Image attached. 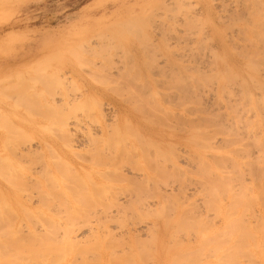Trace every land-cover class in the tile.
Masks as SVG:
<instances>
[{
  "label": "rangeland",
  "instance_id": "rangeland-1",
  "mask_svg": "<svg viewBox=\"0 0 264 264\" xmlns=\"http://www.w3.org/2000/svg\"><path fill=\"white\" fill-rule=\"evenodd\" d=\"M0 86V235L112 215L56 263L264 264V0H0Z\"/></svg>",
  "mask_w": 264,
  "mask_h": 264
},
{
  "label": "bare ground",
  "instance_id": "bare-ground-1",
  "mask_svg": "<svg viewBox=\"0 0 264 264\" xmlns=\"http://www.w3.org/2000/svg\"><path fill=\"white\" fill-rule=\"evenodd\" d=\"M30 70V69H29ZM27 72V71H26ZM22 73V72H21ZM19 74V73H18ZM21 75V74H20ZM16 76V75H15ZM21 77V76H20ZM20 80V79H19ZM33 80V79H32ZM10 81V80H9ZM17 81V80H16ZM26 81V80H25ZM34 81V80H33ZM32 81V82H33ZM7 82V81H6ZM26 83V82H25ZM34 83V82H33ZM12 84V83H11ZM24 84V83H23ZM1 87V86H0ZM11 88V87H10ZM1 91V90H0ZM3 92V91H2ZM11 94V93H10ZM2 95V94H1ZM8 95H9V93H8ZM11 98V100L14 98L13 96H10ZM13 97V98H12ZM9 98V97H8ZM16 98H17V96H16ZM115 112V111H114ZM117 112V111H116ZM4 113V112H3ZM122 113V112H121ZM118 114H119V112H118ZM117 114V115H118ZM115 116V115H114ZM119 116V115H118ZM121 116V115H120ZM115 118H117L116 116L114 117V119ZM123 118V117H122ZM113 119V120H114ZM120 119V118H119ZM118 120V119H117ZM116 120V122H118ZM123 120H125V118H123ZM115 121V120H114ZM120 122V121H119ZM122 122V121H121ZM120 122V123H121ZM153 122V121H152ZM119 123V124H120ZM123 123H125V122H123ZM159 123V122H158ZM158 123H156L155 125H156V127H157V124ZM118 124V125H119ZM143 124V123H142ZM150 124H151V122H150ZM154 123H152L151 125H153ZM161 125H162V123H160ZM159 124V125H160ZM261 123H258V122H256V123H250V125L248 126V127H251V128H255V127H258L259 128V125H260ZM117 124H115L114 123V125L113 126H115L116 128H118V125L116 126ZM123 125V124H122ZM121 124H120V127L122 126ZM152 127H155V126H152ZM151 127V128H152ZM160 127V126H159ZM172 127V126H171ZM162 128H164V127H161V129ZM141 129H142V127H141ZM149 129V128H148ZM166 129V128H165ZM171 129V128H170ZM150 130H152V131H154V132H156L157 131V128L155 129H150ZM174 130V129H173ZM172 130V131H173ZM183 130V129H182ZM104 131V130H103ZM159 131V130H158ZM163 131H165V130H163ZM171 131V132H172ZM160 132V131H159ZM180 132V131H179ZM183 132V131H182ZM165 133V132H164ZM173 133V132H172ZM171 133V134H172ZM176 133V132H175ZM139 134V133H138ZM156 134V133H155ZM162 134V133H161ZM160 134V135H161ZM165 134H167V133H165ZM247 134H250V133H247ZM253 134V133H252ZM260 134H262V136H264V131H262ZM158 135V134H157ZM168 135V134H167ZM138 136H140V134L138 135ZM168 136H170V135H168ZM175 136V135H174ZM228 136H230V135H228ZM248 136V135H247ZM251 136V135H250ZM253 136H256V134H253ZM119 136H117V138H118ZM123 137V136H122ZM149 137V136H148ZM156 137H159V139L161 138V137H163V136H156ZM166 137V136H165ZM171 137V136H170ZM119 138H121V137H119ZM118 138V139H119ZM123 139V138H122ZM121 139V140H122ZM165 139H167V138H165ZM148 140V139H147ZM150 140V139H149ZM152 141V140H151ZM162 141V140H161ZM160 140H158V142L160 143L161 142ZM162 142H165V141H162ZM161 142V143H162ZM160 143V144H161ZM236 149V148H235ZM236 151V150H235ZM141 158V157H140ZM115 160V159H114ZM116 161V160H115ZM84 163L85 162H90L89 160L87 161H83ZM117 162V161H116ZM106 162H104V163H102L103 165H101V167L103 166V167H107L108 169H106V170H104V172L106 173L107 172V170H109L108 172H107V174H109V172H110V166L111 167H114V166H116V164L115 165H113L114 163H112L111 164V162L109 161V165H107L106 166V164H105ZM130 163V162H129ZM138 164H141V163H138ZM90 165V164H89ZM99 165V163H98V165H97V167L98 166H100ZM105 165V166H104ZM45 166H47V165H45ZM79 168H80V170H81V167L80 166H78ZM84 167V166H83ZM103 167H102V169H103ZM138 167V166H137ZM43 168V167H42ZM46 168V167H45ZM112 169V168H111ZM130 169H134V167H132V168H130ZM137 169V168H136ZM143 169V168H142ZM142 169H139L141 172H143V174L145 173V170H143L142 171ZM177 169V167L175 168V170ZM178 169H179V167H178ZM42 170V169H41ZM44 170V169H43ZM45 170H48L47 168L45 169ZM50 170V169H49ZM84 170V169H83ZM82 170V171H83ZM132 170H130V172L132 171ZM180 170H181V168H180ZM180 170H176L177 172L178 171H180ZM79 171V170H78ZM88 171H90V169L88 170ZM95 171V170H94ZM103 171V170H102ZM73 172H75V170H73ZM84 172H85V170H84ZM129 172V171H128ZM75 173H77V170H76V172ZM86 173V174H85ZM84 174V176H85V180L87 179V173L88 172H85ZM97 173H100V174H98V176L100 175V177H102V178H105V176H106V174L104 173H102V172H97L96 171V175H97ZM117 174H115V175H118L119 174V177H117V176H115L114 178L112 177V178H110L111 180H113L114 182H118V184H119V182L120 181H126V183H127V185H128V183L129 182H131V183H129V184H133L134 182H132L133 180H131L132 178H130L128 175H126V174H122V173H118V172H116ZM133 173V172H132ZM33 174V173H32ZM217 174V173H216ZM219 174V173H218ZM217 174V175H218ZM74 175V174H73ZM76 175V176H75ZM74 176H75V178H73L75 181L77 180V177H78V173L77 174H75ZM83 174H81V176H82ZM95 175V174H94ZM93 175V176H94ZM145 175H149L148 173H146V174H144V177L142 178L141 176H138L139 178H140V180H139V182L142 180V179H144L145 178V180L144 181H150V180H153L154 178V176L152 177L151 176V178L152 179H150L149 177H150V175H149V179H146V176ZM73 176V177H74ZM81 176L79 175V177L80 178H78V179H81ZM98 176H96V178L98 177ZM99 177V178H100ZM116 177H117V179H116ZM137 177V176H136ZM175 177V176H174ZM101 178V179H102ZM221 178V177H220ZM73 179H72V181H73ZM82 179H83V176H82ZM138 179V178H137ZM156 179V178H155ZM84 180V179H83ZM88 180V179H87ZM103 180V179H102ZM131 180V181H130ZM157 181H161V180H158V179H156ZM71 181V182H72ZM73 182L74 184H76V185H78L79 183H81V181L80 180H77V182L78 183H76V182ZM80 181V182H79ZM128 181V182H127ZM135 181V180H134ZM143 181V182H144ZM155 181V180H154ZM226 181V180H225ZM83 182V184H85L86 185V182L84 183V181H82ZM142 182V181H141ZM228 182H230V181H228ZM124 183V182H123ZM225 183H227V182H224V184ZM231 183V182H230ZM95 184V183H94ZM120 184H121V182H120ZM135 184V183H134ZM80 185H82V184H79V186ZM221 186H222V184H220ZM227 185V184H226ZM230 185V184H229ZM37 186V185H36ZM215 186H216V184H215ZM33 187H34V185H33ZM126 187H128V186H126ZM223 187V186H222ZM227 187V186H226ZM37 188V187H36ZM32 189V188H31ZM37 189H39V188H37ZM72 189H74L73 187H72ZM227 189H228V187H227ZM75 190V189H74ZM229 191V190H228ZM41 192V191H40ZM77 192V191H76ZM80 192H82V190L80 191ZM37 193H39V192H37ZM75 194V196H76V193H73V195ZM252 194V193H251ZM261 194H263L264 195V193H261ZM42 195V194H41ZM80 195H82V194H80ZM86 195V193L85 194H83V196H85ZM230 195H232V194H230ZM253 195V194H252ZM259 195V194H258ZM257 195V196H258ZM263 195H261V197L259 198L260 200H261V202H263L264 201V199H263V201H262V198H264V196ZM260 196V195H259ZM231 197H233V195L231 196ZM256 197V196H255ZM248 199L249 198H251V197H247ZM246 198V199H247ZM257 198V197H256ZM233 200H234V198H232ZM236 199V198H235ZM258 199V200H259ZM250 201H248V202H252V200H253V198L252 199H249ZM257 200V199H256ZM260 200L258 201V202H260ZM6 201H8V200H6ZM253 202H255V201H253ZM115 204H117V203H115ZM119 206V205H118ZM117 206V207H118ZM103 211V210H102ZM110 212L109 210H104L103 211V213L105 214V212ZM117 211H118V208H117ZM220 211V210H219ZM98 212V211H97ZM221 212V211H220ZM96 213V212H95ZM107 214V213H106ZM109 214H112V213H108L107 215H109ZM3 215H4V213H3V211H2V208H1V204H0V218L1 219H3ZM98 215V214H97ZM79 216V215H78ZM83 216V217H82ZM82 216H80V217H82L81 219H80V217L78 218L77 217V215L76 216H73L74 217V219H70L69 220V222L67 223V224H65L64 225V227H65V233L63 232V236H62V238L64 239L63 241H61V244H60V242H58V245L56 244V243H54V242H52V241H48V238H43V237H41V235H42V233H38V232H34L33 234H29V232H28V234L27 235H23L24 236V238H22L23 236H21V237H19L18 236V232H16L15 231V229H14V231L13 230H9L8 232H7V234H4V235H0V247L1 248H5V247H7V245L8 244H16V243H18V241H19V243H20V241H22L24 244H28V241H29V239L30 240H36V244H30V245H32V246H37V245H39V244H41V246L39 247V248H34V247H30L29 248V246L27 247V249L26 250H23L22 249V251H18V249H15V251H12L11 252V254H9V253H6V254H4L1 250H0V264H29L28 262H30V264H33L32 263V256L34 255V260H35V263L36 264H44L45 262H49L50 264L52 263V264H57V263H59V261L61 260V259H64V258H66L68 255L70 256V254H73L75 251H77L78 252V250H80L81 251V253H80V251L78 252L79 254H80V256H78L76 253L74 254V257L76 256L77 258H78V261L81 259V258H83V254H85L84 252H88V253H86V255L85 256H87V254H88V256H87V258H89V253H92L93 254V251H94V248H91V249H93V251L91 252V249L88 247V249H87V247H86V245H85V243H84V245H85V247H84V249L86 250H84L83 249V247H82V245H80L81 244V241L80 242H76V240H73V236H72V238L70 237V235L73 233H75L73 230H75L74 228H81L80 230H82L83 228L85 229L86 228V230H84V231H89V232H91L90 234V236L92 237V238H94L95 237V239H94V242L93 243H95V244H93L92 242H91V237L88 239V234L85 236L88 240H90V242L93 244V245H98L99 243H101L103 246H105V245H107V247L108 248H112V245L114 246V244H112L111 242V246H109L110 244H108L109 242L107 241V239H106V236L108 235H112L111 233H110V231L109 232H105L103 235H104V238L102 237V235H100V234H102L101 232H102V230L103 231H105L104 229H105V227L107 226V224H106V220H108V219H110L111 217H109V216H112V215H109V216H107L106 217V215H104L103 216V214H102V216L105 218V219H100V221H99V219H98V225L97 226H95V229H97V227H99L98 228V230L97 231H99V229H100V233H99V235L101 236H99V237H97V235H96V232L94 231V229L92 228L93 226H91V228H92V230L93 231H91V228L90 227H84V225L85 224H87L88 225V223H89V225H92V223L90 224V222H87L88 220L90 221L91 220V218H90V215H88V216H86V217H84L85 215H82ZM102 216H100V217H102ZM88 217V218H87ZM97 217V216H96ZM85 218V219H84ZM90 218V219H89ZM78 219H79V221L81 220V222H82V220H83V222L81 223V222H79L78 221ZM112 219H114L113 218V216H112ZM141 219V218H140ZM201 219H203V218H201ZM77 220V221H76ZM85 220V221H84ZM103 221V223L104 224H106V226L104 227V229H103V227H100L101 226V224H102V221ZM105 220V221H104ZM85 222V223H84ZM92 222V221H91ZM78 223H80V225H78ZM139 223H140V221H139ZM18 224H20V226H18ZM82 224V225H81ZM95 224V223H94ZM93 224V225H94ZM103 224V225H104ZM264 224V223H263ZM262 224V227H263V232H264V225ZM42 225V224H41ZM69 225H71L70 226V228H69ZM21 223H17V225H16V228L18 227V230H20V228H21ZM44 226H46L45 224H44ZM73 226V227H72ZM79 226V227H78ZM81 226V227H80ZM135 226V225H134ZM20 227V228H19ZM69 228V229H68ZM73 228V229H72ZM77 228H76V230H77ZM87 228H89L88 230H87ZM108 229H109V227H107ZM126 228V227H125ZM72 229V230H71ZM78 229V230H79ZM108 229L106 230V231H108ZM78 230L76 231V232H78ZM79 230V231H80ZM111 230V229H110ZM237 230V229H236ZM235 229L233 230V232L234 231H236ZM47 231V230H46ZM69 231L71 232L70 233V235H69ZM127 231H128V229H127ZM94 232V233H93ZM125 232V231H124ZM238 232V233H237ZM249 232V234L248 235H251V231H248ZM247 232V233H248ZM254 232V231H253ZM262 232V231H261ZM79 233V232H78ZM81 233H83L82 231H81ZM81 233H80V235H81ZM108 233V234H107ZM110 233V234H109ZM127 233H129V231L127 232ZM45 234V233H44ZM64 234H65V236H64ZM85 234H86V232H85ZM92 234H94V237L92 236ZM130 234V233H129ZM200 234H201V232H200ZM233 234H237V236L239 237V236H241L242 234V237H239L240 239L242 238V240L244 239L243 237H245L246 235H245V233H242L241 234V232L240 231H236L235 233H233ZM241 234V235H240ZM19 235H20V233H19ZM22 235V234H21ZM77 233L74 235L76 238H77ZM83 235H84V233H83ZM128 235V234H127ZM131 235V234H130ZM246 236V237H248L249 238V236ZM1 236H6V237H10V240H6V242H5V244H2V241H1ZM114 236V235H113ZM135 236V235H134ZM234 235H232V237H233ZM238 237H236L237 238V240H240ZM136 238V237H135ZM45 239V240H44ZM75 239V238H74ZM250 239H252V240H250V241H253V237L251 238V236H250ZM134 240H136V241H138V243L140 242L139 240H137V238L136 239H134ZM133 240V241H134ZM246 240H247V238H246ZM245 240V241H246ZM129 241V240H128ZM136 241L135 242H133L134 243V245L136 246ZM232 241H233V239H232ZM235 242H236V239L234 240ZM255 241V240H254ZM116 242H118V240H116ZM121 243L123 242V241H120ZM235 242L233 243V244H235ZM240 243H239V245L242 247H245L246 248V246L247 245H250L248 242H245L244 243V240L243 241H239ZM256 242V241H255ZM261 244L260 245H264V239H261ZM80 243V244H79ZM128 242H126V244H127ZM132 243V244H133ZM237 243H238V241H237ZM241 243H243V244H241ZM247 243V244H246ZM81 246H79V245ZM88 244V243H87ZM118 244V243H117ZM125 244V243H124ZM244 244H245V246H244ZM29 245V244H28ZM92 245V246H93ZM100 245V244H99ZM123 245V244H122ZM130 244H128V246L126 245L125 247H128V248H126V249H129V250H124V252L125 251H131V250H133V248L131 249V247L133 246V245H131V246H129ZM238 244L236 245L237 246V249L235 248V250L233 249V251H235L236 252V250H237V252L236 253H238V252H241L240 251V247H238L239 246ZM258 245H259V243H258ZM17 246H19V245H17ZM120 247V245L118 244L117 245V247ZM130 247V248H129ZM260 247H262V246H260ZM80 248V249H79ZM238 248H240L239 250H238ZM263 249H261V248H259V250L261 249V250H263V252H264V247H262ZM83 249V250H82ZM101 249V247L99 246V250ZM122 249H123V247H122ZM125 249V248H124ZM39 250H41V252H40V254H38L37 253V251H39ZM88 250H90V251H88ZM98 250V251H99ZM121 250V249H120ZM261 250H260V254H261ZM84 251V252H83ZM122 252V251H121ZM35 253L37 254V255H35ZM98 253V252H97ZM111 253H113V252H110V254ZM125 253H127V254H130V253H128V252H125ZM134 253H135V251H134ZM124 254V253H123ZM133 256L132 257H134V254L133 253H131ZM136 254V253H135ZM113 255H114V253H113ZM112 255V256H113ZM73 256V255H72ZM84 256V257H85ZM124 256H125V254H124ZM136 256H137V254H136ZM248 256H250V255H248ZM79 257H80V259H79ZM138 257V256H137ZM69 258V257H68ZM86 258V257H85ZM84 258V259H85ZM87 258H86V261L85 260H83L84 262H83V264L85 263V262H87ZM71 260H73V261H76L75 260V258L73 259V257H72V259ZM248 260H249V257H248ZM81 261H82V259H81ZM57 262V263H56ZM80 262V261H79ZM134 262V261H133ZM250 262V261H249ZM74 262H72V264H73ZM75 263H77V261L75 262ZM80 263H82V262H80ZM70 264H71V262H70ZM134 264H135V262H134Z\"/></svg>",
  "mask_w": 264,
  "mask_h": 264
}]
</instances>
